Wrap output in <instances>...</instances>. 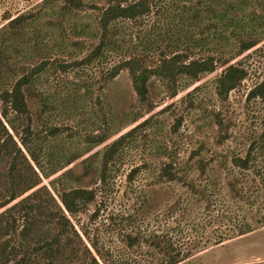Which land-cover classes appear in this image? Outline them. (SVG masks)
<instances>
[{"label":"rangeland","instance_id":"374dc122","mask_svg":"<svg viewBox=\"0 0 264 264\" xmlns=\"http://www.w3.org/2000/svg\"><path fill=\"white\" fill-rule=\"evenodd\" d=\"M80 1L0 0V90L42 65L24 88L30 133L25 119H13L14 131L0 114V264H48L33 249L56 233L49 213L72 188L95 196L65 211L79 236L69 227L53 264H90L92 240L107 263L112 253L127 264H154L173 247L189 254L177 264H264V99L247 98L264 78V0H151L144 17L115 21L110 47L90 59L108 0ZM243 35L256 45L236 55ZM173 49L213 55L215 69L174 81L153 75L145 100L126 68L110 74L122 58L136 54L152 65ZM227 57L247 75L220 97L219 59ZM122 135L100 182L103 153ZM244 157L246 167L234 163ZM12 164L35 184L12 191ZM36 203L40 211L28 208ZM29 216L35 226L23 233Z\"/></svg>","mask_w":264,"mask_h":264},{"label":"trees","instance_id":"16d2710c","mask_svg":"<svg viewBox=\"0 0 264 264\" xmlns=\"http://www.w3.org/2000/svg\"><path fill=\"white\" fill-rule=\"evenodd\" d=\"M69 4L73 6H80V0H66ZM152 11V3L151 0H108L106 5L101 8V13L98 21V29H99V40L96 47L93 49L92 53L88 56L87 59L93 58L100 53L103 52L105 47H110L111 44V36L112 30L114 27L115 21L118 19H129L131 21H137L138 19L144 17ZM21 15L14 17L9 22L13 23L20 20ZM237 45L235 46V53L239 55L240 53L253 48L256 45V40L251 36L243 35L240 39L237 40ZM233 56V55H230ZM235 57V55H234ZM223 64L224 69L222 74L217 78L216 82V92L220 97H225L230 90L235 88L247 75V70L237 62H232L231 57H227L225 59H219ZM217 59L213 57V55H207L205 57H193L190 58L186 52L179 51L177 49L170 50L168 54H161L160 58H158L152 65H145L142 62V59L139 55H130L128 57L122 58L117 61L112 69L111 76H115L122 68H126L131 76L132 84L135 92L141 100L147 99L148 95V87L147 82L149 78L153 75L158 76L166 81H174L176 77L180 75H186L193 78L198 77L200 74L205 72H212L215 69ZM42 65L32 66L30 69L20 75L15 82L11 85V87H5L0 90V114L6 120L8 125L12 130H16L13 119L21 118L25 119L24 131L26 133H30V113L27 106V101L25 97V86L29 85L33 77L41 70ZM260 97L264 99V78L257 84H255L248 92L247 98H256ZM10 114L14 117L11 118ZM264 122V117H263ZM6 134L8 137L12 138L11 134L6 130ZM125 135H122L117 140H115L108 149L103 153V162L102 169H100V182L106 181V172H107V163L113 159V156L116 154L118 145L123 141ZM25 137H21L22 144L28 149L27 143L25 141ZM0 147V153L3 151ZM17 151H21L20 148H17ZM30 154L34 157L32 151ZM234 163L240 167H246L248 164V157L244 158H234ZM15 165H11V183H12V191L15 192L18 189V185L20 183H25L27 181H32L33 178L29 174L22 172L21 169H15ZM136 169H132L135 171ZM164 173L168 175L169 179H175L176 174L171 172L168 169H164ZM67 175L66 171L63 173V176ZM18 184V185H17ZM33 183V181L31 182ZM14 194V193H12ZM95 196V192L92 189H83V188H72V189H64L60 193V202L62 207H59V211H52L49 213L50 221L53 226L56 228V233L51 237L50 240L43 241L42 244H38L34 247L33 250L42 251L45 258L48 260V264H53L55 258L62 251L63 244L61 243V239L63 236L68 233L69 227L73 228V232L75 235L79 236L78 232L74 229L71 224L69 218L67 217L65 211L69 213H75L83 208L89 201L93 200ZM32 207V208H31ZM42 204L36 203L33 205H28L30 209H38L40 211ZM51 215V216H50ZM36 223V219L33 216H29L26 220V224H24L22 228L23 233H28L33 230ZM252 229H247L239 233L242 235L246 232L251 231ZM135 237H129L128 244L131 245L135 242ZM224 240V239H223ZM220 240L216 242V244L222 242ZM66 244H69L67 239L65 238ZM97 240H92L91 245L95 254L102 259V263H100L99 259L88 249V252L91 255V263L90 264H127L124 259L112 257V253H107L111 262H105V258L100 252V248L98 247ZM156 246L160 247L158 243H155ZM163 257L160 258L154 264H177L181 260L189 257V254L176 252V249L173 247L166 248V251L163 250ZM112 257V258H111ZM28 262H31V257L28 255L26 259ZM104 261V262H103Z\"/></svg>","mask_w":264,"mask_h":264},{"label":"crops","instance_id":"0c3cea01","mask_svg":"<svg viewBox=\"0 0 264 264\" xmlns=\"http://www.w3.org/2000/svg\"><path fill=\"white\" fill-rule=\"evenodd\" d=\"M263 227V226H262Z\"/></svg>","mask_w":264,"mask_h":264}]
</instances>
